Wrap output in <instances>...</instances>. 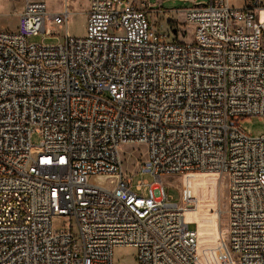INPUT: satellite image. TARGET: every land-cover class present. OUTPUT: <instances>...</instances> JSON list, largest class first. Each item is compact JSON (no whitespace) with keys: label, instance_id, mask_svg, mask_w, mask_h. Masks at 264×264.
Returning <instances> with one entry per match:
<instances>
[{"label":"built area","instance_id":"2783aa9c","mask_svg":"<svg viewBox=\"0 0 264 264\" xmlns=\"http://www.w3.org/2000/svg\"><path fill=\"white\" fill-rule=\"evenodd\" d=\"M182 1L195 6L169 13L190 43L156 28L168 12L148 0H88L85 36L61 44L31 39L58 36L46 21L67 28L69 0L59 13L25 0L0 31V264H115L121 248L137 264H203L185 192L178 204L163 184L190 175L226 177L221 248L264 264V135L241 128L264 123V0ZM137 176L154 183L133 190Z\"/></svg>","mask_w":264,"mask_h":264},{"label":"rangeland","instance_id":"374dc122","mask_svg":"<svg viewBox=\"0 0 264 264\" xmlns=\"http://www.w3.org/2000/svg\"><path fill=\"white\" fill-rule=\"evenodd\" d=\"M149 4L154 9L163 8L166 17L159 16L153 22L159 31L165 33L169 38L174 37L182 42L190 43L194 40V28L186 22L183 14H173L170 11L184 12L187 9L193 8L195 3L190 1H167L160 4L159 0H148ZM24 0H0V31L7 29L13 30L18 22V17L21 13V8L24 5ZM70 11L72 15L69 19L67 28L51 24L46 21V30L58 36L46 37L40 34L38 37H33L31 42L43 45H55L64 43V35L67 33L70 37L81 38L86 34L88 10V0H69ZM49 11L51 13H59L66 9V0H47ZM4 9H7L5 12ZM173 20V21H171ZM176 20V22H175ZM241 128L245 133L253 138H258L264 135V123L259 118H252L249 121L243 120ZM33 145L38 146L42 141V136L34 133L31 137ZM137 148H126L128 153ZM144 152V147L139 148ZM136 157L139 158L136 152ZM140 159H129L125 157V171L127 175L133 176L136 174L137 166ZM188 176V177H169L163 180L166 186V191L174 201L178 204L184 202V192L186 202V216L189 221L196 223L191 225L192 229H198L201 241L200 260L203 264H237V260L232 255V261L229 257L228 243L227 247L222 250V239L226 240L228 226V182L225 176ZM146 180L148 183H154L151 177L137 176L134 179L132 189L140 180ZM144 196L148 197V189H144ZM195 200V204L191 201ZM66 219L56 218L54 220V229L62 230L65 227ZM227 248V249H226ZM115 264H137L136 251L133 248H121L114 253Z\"/></svg>","mask_w":264,"mask_h":264},{"label":"crops","instance_id":"0c3cea01","mask_svg":"<svg viewBox=\"0 0 264 264\" xmlns=\"http://www.w3.org/2000/svg\"><path fill=\"white\" fill-rule=\"evenodd\" d=\"M24 1H25V0H24ZM229 3H230L231 6H234V7H236V8H241V7L243 6L244 0H229ZM24 4H25V3H24ZM23 7H24V5H23L22 8H21V12H22V10H23ZM4 11L6 12L7 9H4ZM17 24H18V22H17ZM17 24H15L13 30L16 29Z\"/></svg>","mask_w":264,"mask_h":264},{"label":"bare ground","instance_id":"6f19581e","mask_svg":"<svg viewBox=\"0 0 264 264\" xmlns=\"http://www.w3.org/2000/svg\"><path fill=\"white\" fill-rule=\"evenodd\" d=\"M190 176H193V175H190ZM218 179H220V178L218 177Z\"/></svg>","mask_w":264,"mask_h":264}]
</instances>
